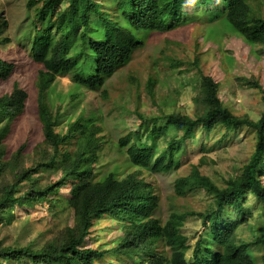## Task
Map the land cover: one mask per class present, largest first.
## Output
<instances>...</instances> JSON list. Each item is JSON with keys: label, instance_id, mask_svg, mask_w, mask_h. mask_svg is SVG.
Wrapping results in <instances>:
<instances>
[{"label": "trees", "instance_id": "trees-1", "mask_svg": "<svg viewBox=\"0 0 264 264\" xmlns=\"http://www.w3.org/2000/svg\"><path fill=\"white\" fill-rule=\"evenodd\" d=\"M39 0H29L33 7ZM204 6L212 0H194ZM219 13L247 42L264 44V17L254 10L255 0H219ZM107 8H104V4ZM187 0H42L35 7L32 37V58L43 65L38 73L37 112L44 130L45 143L53 151L41 153V159L26 167V143L10 152L6 139L16 118L23 114L27 92L15 86L11 93L0 96V220L9 209L31 205L32 201L54 196L53 203H64L70 210L73 224L65 228L60 241L42 250L14 247L0 242V264H95L107 253L117 256H137L136 264H264V225L262 233L251 241L237 239V229L247 219L244 195L251 193L264 203V112L258 120L233 114L218 97L219 84L209 75L202 76L199 97L204 112L192 117L180 112L161 113L146 121V129L121 137L119 150H124L130 164L139 168L118 178L109 172L95 179L93 162L103 136L101 127L91 121L83 122L80 115L68 124L65 133L56 132L60 106L54 114L49 104V89L59 75L70 74L72 80L91 90L103 87L108 77L128 64L133 53L142 46L139 32H165L182 22ZM115 14V17L112 14ZM6 24L2 21L1 25ZM79 44V48L77 45ZM15 64L0 58V81H6ZM92 68L91 73L87 72ZM254 85H256L254 83ZM154 84H149L153 94ZM143 118V116H141ZM240 127L256 131L254 152L243 172L219 186L200 165H193L190 173L176 179L177 194L184 195L196 188H204L214 203L198 212L208 235H200L191 253L188 236L182 226L188 214L172 211L162 222L155 214L159 196L142 169L154 173H172L182 164L188 146L199 144L204 133L216 126ZM174 135L165 148L157 151V137ZM80 136L74 151H60V145ZM56 168L61 178L45 188L34 183V175L41 169ZM31 188L18 194L23 183ZM66 187L68 195L60 193ZM235 209L236 218L225 217L226 208ZM250 213V211H249ZM111 216L124 223L125 234L110 249L87 247V236L97 221ZM260 247L258 253L255 247ZM256 258H262L258 262Z\"/></svg>", "mask_w": 264, "mask_h": 264}, {"label": "rangeland", "instance_id": "rangeland-1", "mask_svg": "<svg viewBox=\"0 0 264 264\" xmlns=\"http://www.w3.org/2000/svg\"><path fill=\"white\" fill-rule=\"evenodd\" d=\"M29 0H0L2 21L0 31V58L15 64L10 78L0 81V96L11 93L15 86L27 94L25 110L12 124L6 139L10 152L26 143L25 166L41 159L42 150L52 152L45 143L44 130L37 112L38 73L43 65L31 55L30 45L36 33L33 25L35 7H28ZM102 1V0H99ZM103 3V2H102ZM104 4V3H103ZM219 0L199 6L187 0L182 22L165 32H139L143 41L133 53L130 62L108 77L101 89L91 90L75 83L70 74L59 75L49 89L48 100L55 114L60 106L56 132L65 133L68 124L83 116V122L91 121L101 127L103 136L93 162L95 179H102L109 172L118 178L138 169L130 164L124 150H119V139L146 129V121L161 113L180 112L192 117L204 112L199 91L202 76H211L218 84V97L233 114L258 120L264 112V44L250 43L234 30L219 13ZM254 10L264 17V0L252 2ZM104 8H107L104 4ZM115 17V14H112ZM79 44L77 48H79ZM92 68L87 72L91 73ZM153 82V94L149 84ZM254 83L256 85H254ZM143 116V118L141 117ZM174 135L157 137V151L166 147ZM80 136L61 144L60 151H74ZM256 131L242 125L232 128L216 126L204 133L199 144L188 146L182 156V164L172 173H154L142 169L143 177L151 183L159 196L156 216L164 222L172 211L188 214L182 232L191 244L187 256L200 235H208L198 212H204L214 203V198L204 188H196L179 195L176 179L190 173L193 165H200L202 174L208 175L219 186L243 172L254 152ZM62 171L56 168L41 169L34 175V183L45 188L57 182ZM264 178V177H263ZM31 188L24 182L19 193ZM60 193L68 195L63 187ZM54 196L32 201L27 207L16 206L6 211L0 220V242L14 247H30L42 250L61 240L65 228L73 224L70 210L64 203L51 202ZM245 221L237 229V239L251 241L262 233L264 203L251 193L244 195ZM250 211V213H249ZM224 216L236 218L235 209L228 207ZM125 234L124 223L111 216H104L92 227L84 243L87 247L110 249ZM255 247V252L260 251ZM137 256L105 254L95 264H136ZM262 262V258H256ZM4 264H14L5 262ZM24 264H32L25 262Z\"/></svg>", "mask_w": 264, "mask_h": 264}]
</instances>
